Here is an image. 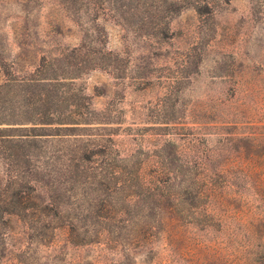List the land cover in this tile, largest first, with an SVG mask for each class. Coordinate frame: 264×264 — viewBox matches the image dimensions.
<instances>
[{
    "label": "rangeland",
    "instance_id": "374dc122",
    "mask_svg": "<svg viewBox=\"0 0 264 264\" xmlns=\"http://www.w3.org/2000/svg\"><path fill=\"white\" fill-rule=\"evenodd\" d=\"M0 264H264V0H0Z\"/></svg>",
    "mask_w": 264,
    "mask_h": 264
}]
</instances>
